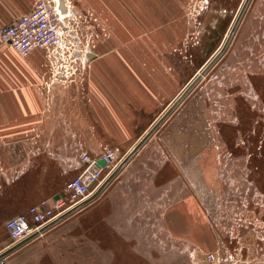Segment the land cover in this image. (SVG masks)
I'll return each mask as SVG.
<instances>
[{"label": "rangeland", "instance_id": "1", "mask_svg": "<svg viewBox=\"0 0 264 264\" xmlns=\"http://www.w3.org/2000/svg\"><path fill=\"white\" fill-rule=\"evenodd\" d=\"M245 1L181 0L175 39L158 56L146 43L162 41L159 34L125 35V42L141 45L125 50L132 57L129 76L119 83L125 88L110 92L111 112L118 111L113 128L88 90L92 58L112 35L96 32L95 15L86 24L93 32L76 27L68 34L74 46L55 65L67 88L49 104L65 108V126L67 107H86V118L67 132L76 140L75 155L86 147L96 150L93 159L113 152L107 170L116 175L92 203L0 264H264V0H251L243 11ZM228 40L187 97L120 167ZM89 50L92 58L85 56ZM84 155L90 157L83 153L82 162ZM9 243L0 225V251Z\"/></svg>", "mask_w": 264, "mask_h": 264}, {"label": "crops", "instance_id": "2", "mask_svg": "<svg viewBox=\"0 0 264 264\" xmlns=\"http://www.w3.org/2000/svg\"><path fill=\"white\" fill-rule=\"evenodd\" d=\"M64 2L75 15H95L100 28L96 32L112 35L99 42L100 55L96 53L92 58L88 90L98 104L95 109L99 107L105 126L113 128L117 123L113 113L118 111L111 112L110 92L125 88L119 83L125 81L124 75L129 76L125 71L132 62L125 50L141 45L125 42V35L159 34L164 41L156 42L162 44L146 43L158 56L175 39L173 20L180 11L181 0ZM34 5L35 0H0V33L5 26L32 11ZM70 25L76 28L73 20ZM83 29L87 33L94 30L89 25ZM172 29L173 34L166 36ZM51 62L43 50H34L23 57L0 41V225L5 226L11 217L27 215L29 208L43 199H55L63 192L65 183L85 169L82 154L89 153L92 157L96 151L86 147L76 157V140L67 133L69 128L75 132L76 121L86 118L83 117L86 107H67L70 125L65 126L60 122L61 110L65 108L49 104L50 97H56L62 90L55 86L49 93L46 88L45 82L49 83L52 72ZM75 110L79 111L78 116Z\"/></svg>", "mask_w": 264, "mask_h": 264}, {"label": "built area", "instance_id": "3", "mask_svg": "<svg viewBox=\"0 0 264 264\" xmlns=\"http://www.w3.org/2000/svg\"><path fill=\"white\" fill-rule=\"evenodd\" d=\"M66 8L67 11L64 13L59 0H35L32 11L5 26L0 33L1 43L17 51L23 57L29 56L32 51L37 49L45 51L48 59L52 61L50 81L49 83L45 82L49 93L55 86L66 87L68 82V80L59 79L60 73L55 69V65L60 59L65 61L62 58L64 50L74 46L73 42L68 39V34H74L76 30L70 27V20H73L76 27L81 29L89 23L87 19L92 20L94 17L91 13L85 16L82 14L75 15L69 4L66 5ZM98 30H100L99 27ZM89 53H91L90 50L85 53V56L87 57ZM64 74V77L68 79L67 70ZM101 158L105 159L106 165L96 167L97 160ZM114 161L115 154L113 152L95 159L84 155L83 162L86 163V167L80 175L65 183L63 190L65 197L60 196L57 200L43 199L32 205L27 215L14 216L6 221L5 228L10 239L7 247L13 246L39 232L44 226L85 201L112 172V170L107 169ZM206 257L212 263L217 262L215 253H208Z\"/></svg>", "mask_w": 264, "mask_h": 264}, {"label": "water", "instance_id": "4", "mask_svg": "<svg viewBox=\"0 0 264 264\" xmlns=\"http://www.w3.org/2000/svg\"><path fill=\"white\" fill-rule=\"evenodd\" d=\"M62 3V11L65 13L67 11L66 8V3L64 2V0H59ZM251 0H246L243 6V11L246 9V7L248 6V4L250 3ZM242 11V13H243ZM241 17V14H240ZM240 17L238 19V21L240 20ZM234 32V29L232 30V33ZM229 43V40L225 43V45L222 47L221 51L218 52V54L216 55L215 59H213L212 61H210V63L205 67V69L201 72V74L196 77V79H194L186 88V90L171 104V106L166 110V112L156 121V123L153 125V127L146 132V134L141 138V140L136 144V146L134 147L133 151L128 153L127 156L123 159V161L120 164V167L126 165L131 159L132 157L145 145V143L153 136V134L156 132V130L163 124V122L170 116V114L179 106V104L187 97L189 91L191 89H193L195 87V85L198 83V81L201 79V77L205 74L206 71H208L216 62V60L224 53L227 45ZM89 58H92L93 55L92 53L88 54ZM106 165V161L104 158L98 159L96 162V167H104ZM116 175V171H112L103 181V183L100 185V187L92 194L90 195L85 201H83L82 203L78 204L77 206L73 207L72 209H70L69 211H67L66 213L62 214L60 217L56 218L54 221H52L51 223H49L48 225L44 226L39 232L29 236L28 238H26L25 240L7 247L5 250H3L2 252H0V262L2 259H4L6 256H8L10 253L14 252L15 250L19 249L20 247L24 246L25 244H27L28 242L32 241L33 239L37 238L38 236H40L41 234H44L46 231H48L49 229H51L52 227H54L55 225H57L58 223H60L61 221H63L64 219H66L67 217H69L70 215H72L73 213H75L76 211L82 209L83 207L89 205L90 203H92L95 199H97L100 194L106 189V187L111 183V181L114 179ZM60 196L65 197V192H61L60 194L55 196V199H59Z\"/></svg>", "mask_w": 264, "mask_h": 264}, {"label": "bare ground", "instance_id": "5", "mask_svg": "<svg viewBox=\"0 0 264 264\" xmlns=\"http://www.w3.org/2000/svg\"><path fill=\"white\" fill-rule=\"evenodd\" d=\"M221 49H222V48H221ZM220 51H221V50H220ZM135 146H136V145H135ZM135 146H134V147H135ZM134 147H133V149H134ZM133 149H132L130 152H132V151H133ZM130 152H129V153H130Z\"/></svg>", "mask_w": 264, "mask_h": 264}, {"label": "trees", "instance_id": "6", "mask_svg": "<svg viewBox=\"0 0 264 264\" xmlns=\"http://www.w3.org/2000/svg\"><path fill=\"white\" fill-rule=\"evenodd\" d=\"M9 241H10V239H9Z\"/></svg>", "mask_w": 264, "mask_h": 264}]
</instances>
